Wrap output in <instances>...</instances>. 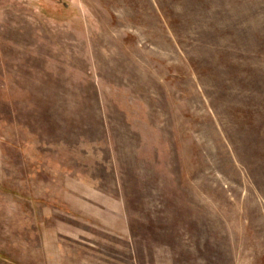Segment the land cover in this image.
<instances>
[{"label": "rangeland", "instance_id": "obj_1", "mask_svg": "<svg viewBox=\"0 0 264 264\" xmlns=\"http://www.w3.org/2000/svg\"><path fill=\"white\" fill-rule=\"evenodd\" d=\"M0 264H264V0H0Z\"/></svg>", "mask_w": 264, "mask_h": 264}]
</instances>
